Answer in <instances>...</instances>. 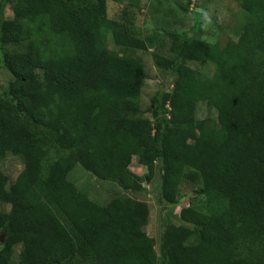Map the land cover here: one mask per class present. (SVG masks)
I'll list each match as a JSON object with an SVG mask.
<instances>
[{
	"label": "trees",
	"instance_id": "obj_1",
	"mask_svg": "<svg viewBox=\"0 0 264 264\" xmlns=\"http://www.w3.org/2000/svg\"><path fill=\"white\" fill-rule=\"evenodd\" d=\"M9 1L13 17L0 35L12 46L1 60L11 81L0 98V199L9 205L0 211V264H264V0H240L246 19L224 45L171 32L140 37L131 15L108 18V0ZM108 37L130 54L111 50ZM148 47L173 81L144 117V66L134 53ZM32 151L39 158L27 165ZM9 154L25 164L13 180L3 168ZM128 156L144 176L128 169ZM77 165L116 192L99 200L78 187L69 179ZM157 170L162 201L185 198L183 184L205 201V217L188 204L177 227L163 219L159 255L134 198L121 192Z\"/></svg>",
	"mask_w": 264,
	"mask_h": 264
},
{
	"label": "rangeland",
	"instance_id": "obj_2",
	"mask_svg": "<svg viewBox=\"0 0 264 264\" xmlns=\"http://www.w3.org/2000/svg\"><path fill=\"white\" fill-rule=\"evenodd\" d=\"M137 1V2H136ZM133 0L134 3H127L125 0L115 2L108 0L106 3L107 16L111 20H119L122 13L131 15L134 18V27L138 30V35L144 37L148 34L160 36L165 32H171L179 36L190 34L195 38L209 42L224 45L229 41H234L246 19V14L240 5V0ZM13 17L11 3L9 0H0V35L11 22ZM111 50L118 51L121 48L114 47L110 37L107 39ZM12 46L0 45V98L5 94L11 77L1 64L4 53L11 51ZM121 53L128 55L129 50L121 49ZM155 47H148L146 50H138L134 53L139 57L144 66V73L141 83L140 108L144 117H150L147 107L151 98L158 91L170 92L172 88L173 77L159 70L153 61L152 52ZM191 68L199 71L208 72L211 66L199 63H188ZM208 109L204 103L197 106V116L205 118L208 116ZM39 158L37 151L25 154V163L27 165L34 163ZM128 169L135 175L142 177L146 170L134 157H126ZM25 164L11 154L3 160V168L10 180H13L16 174ZM80 178V179H79ZM69 179L77 184H83L90 188V195L97 199L110 197L115 188L102 183L91 174L84 171L79 165L69 174ZM78 180V182H77ZM91 185L93 186L91 188ZM78 186V185H77ZM80 187V186H78ZM121 189V188H120ZM160 171L157 170L156 176L152 182H140L134 178L129 179L127 191L122 193L134 198V209L139 222L144 226L146 234L152 239L154 250L157 255L160 254V246L164 234L163 219L177 227L180 222L177 218L180 210L193 205L194 209L199 211L205 217V201L202 197L192 199L196 196L194 188L183 184L181 187L182 197L180 202L169 205L162 201L160 197ZM97 193H96V191ZM97 194V195H96ZM194 194V195H192ZM9 205L0 199V211H7Z\"/></svg>",
	"mask_w": 264,
	"mask_h": 264
},
{
	"label": "water",
	"instance_id": "obj_3",
	"mask_svg": "<svg viewBox=\"0 0 264 264\" xmlns=\"http://www.w3.org/2000/svg\"><path fill=\"white\" fill-rule=\"evenodd\" d=\"M3 241H4V236L1 235V236H0V243H2Z\"/></svg>",
	"mask_w": 264,
	"mask_h": 264
}]
</instances>
